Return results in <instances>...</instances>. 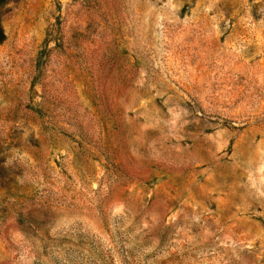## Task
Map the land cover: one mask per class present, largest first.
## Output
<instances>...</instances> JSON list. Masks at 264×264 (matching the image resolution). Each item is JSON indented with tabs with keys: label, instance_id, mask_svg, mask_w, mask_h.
<instances>
[{
	"label": "rangeland",
	"instance_id": "rangeland-1",
	"mask_svg": "<svg viewBox=\"0 0 264 264\" xmlns=\"http://www.w3.org/2000/svg\"><path fill=\"white\" fill-rule=\"evenodd\" d=\"M0 264H264V0H0Z\"/></svg>",
	"mask_w": 264,
	"mask_h": 264
}]
</instances>
